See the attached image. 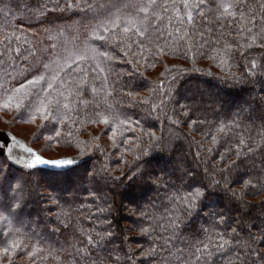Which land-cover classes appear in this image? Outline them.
Instances as JSON below:
<instances>
[{
	"label": "trees",
	"instance_id": "obj_1",
	"mask_svg": "<svg viewBox=\"0 0 264 264\" xmlns=\"http://www.w3.org/2000/svg\"><path fill=\"white\" fill-rule=\"evenodd\" d=\"M91 2L94 5H117L121 16L134 17L138 21H143L145 36L137 37L129 33V39H126L123 45L113 47L109 52L113 57L111 61L101 58L89 59L79 68L66 69L55 81H52L51 77L57 62L63 63L62 57L67 56L74 45L78 48L84 47V40L89 34L84 26H95L100 20H104L108 13L104 9L96 8L94 11L82 12L73 9L39 14L40 5L51 8L54 3H60L63 7V0H3V3H0V8L7 4L10 9H6L7 15L0 12V83L9 89H20L17 95L27 100L34 98L35 93L41 88V85H29L28 81L39 75H45L47 81L52 82L54 86L50 99L69 103L71 109L64 117L66 122L63 125H55V129L61 132V136L55 137L50 142L51 147L46 152L43 151L44 136L49 134L55 136L54 132L46 130L39 139L32 135L29 140L11 129L17 125H24L33 128L35 132L37 125L41 123L39 119L35 123L14 121L13 117L17 115L14 108L7 111L0 108V123L4 125L1 129L9 130L21 137L43 155L61 149L66 151L67 156L79 157L85 145H87V151H93V145L99 143L100 149L94 150L92 163L98 169L101 165L107 166L112 170V175H120L124 171L123 163L117 162L121 154L124 160L129 162L133 160L138 151L135 147L138 143L136 138L142 135V131L154 132L157 136H162L164 141L170 143L174 149L171 153L166 151L162 158L158 157L157 165L168 173V175L158 174L163 175V179L174 187L153 186L151 190H141L136 186L126 187L128 181L125 180L124 184L113 185L109 182L91 186L95 190V195L91 196L88 191L90 186L85 180L83 186L75 187L73 192L64 193L63 199L58 204H52L47 191L41 189L43 197H33L35 202L27 209L30 215L24 217L26 230L30 234L33 230L35 231L33 240L42 241L46 250L45 254L48 249L54 252L59 251L67 247L69 242L83 240L86 243L87 235L96 237L97 232L102 233L105 230L107 226L104 218L107 216L115 236L110 244L104 245L102 242L100 247L94 248L92 252L94 257H107L109 253H118L121 256L119 264H132L125 253H134L136 264H188L187 258L195 247H199L201 242L218 243V233L225 231L224 225L213 227L216 218H210L207 215L211 210L220 211L227 207V215L230 217L227 232L230 233L231 226L241 221L243 228L241 237L246 236L249 230L256 234L261 227H264V209L259 206L246 207L240 204L231 206L217 192L211 200L205 201L207 207L198 206L199 215L193 212L189 217L185 206L170 199L181 183L177 177L186 169L198 172L204 177L206 184L210 183L212 176L211 174L205 176L203 159L201 161L196 159L198 145L195 142L203 144L205 149L210 147L211 137L204 134L210 129L215 132L214 125H218L221 121L231 123L235 120L241 125L240 129L235 130V137L238 138L241 134L246 137L251 132L252 136L258 139L257 132L261 130L262 125L261 117H264V84L241 82L229 86L231 81L223 84L222 80L227 74H239L244 70L245 61L240 58L239 53L223 67L219 59H211L218 49L223 48L225 42L232 43L235 47L233 42L240 44H243L245 40L251 42L252 36L247 32L238 31L239 24L230 28L225 25L224 20L217 21L218 13L214 9L216 0H209L211 8L204 16H201L200 11L196 9H183V0H157L158 6L151 11L148 20H143V14L137 16L135 8L125 7L137 2L147 3V0H91ZM198 2L199 0H189L190 4ZM261 2L264 0H247L249 10ZM79 3L81 7L87 9L88 0H79ZM118 9L113 8L112 13H116ZM176 9H180L179 13ZM255 10L258 22L252 35L259 39L261 29L264 28V20L259 16L260 10L258 8ZM187 11L192 12L193 22L191 23L186 21ZM94 15L95 19H93ZM178 15L184 18L183 22L178 20ZM177 29L181 31L178 33ZM185 32L188 36L184 41L179 40L178 36ZM121 35H123L122 32ZM141 40L145 48L152 47L154 51L159 48L163 52L155 57L145 52L147 61L139 57L141 63L145 65L140 71L144 72L146 79L137 81L144 85L137 90L139 93L137 101L140 97H149V92L161 83L167 87L171 78L177 76L178 70H183L184 87L162 112L149 113L148 106H128L127 100L122 98V93L128 90L123 87L129 80L126 73L132 70V65L127 64L126 61L133 59L131 54L124 55L123 49L131 45L133 51L138 52ZM99 43L94 42L93 46ZM53 45L56 46L55 49ZM249 51L252 56H264V48L254 47ZM44 64H49L50 69H45ZM37 68L40 69L39 72L36 71ZM81 68L86 70V74L81 73ZM42 86L47 88V82H44ZM94 88L95 92H93ZM105 91L112 94L107 102L115 109L127 113L134 112L136 113L134 119L141 121L135 131H124L122 135L118 133L115 148L112 147V141L109 139L112 135L111 128L105 129L103 125L92 123L88 119L95 110H99L98 105L104 103ZM45 94L41 93V95ZM64 97H67V100H64ZM149 98L152 99V97ZM154 99L158 103L160 97L157 96ZM176 100L190 104L194 109L199 108V111L193 112L192 119L206 117L210 123H198L195 130L188 128L190 120L181 123L179 129L171 125L164 113H170L173 107H178L175 104ZM221 103L224 105L223 108H220ZM217 108H220L219 114L215 111ZM101 129L104 131L102 132ZM98 136L100 139L97 140ZM39 141L44 142L41 147L36 148L34 144ZM128 148H131V151H127ZM220 151L224 149L221 148ZM211 155H214L216 160L219 159L218 152ZM204 156L207 157L208 154L204 153ZM215 163L216 161L212 160L210 166H214ZM252 163V161H245L248 166ZM255 165L257 168L261 167L259 157L255 158ZM173 169L177 170L173 173ZM53 195L59 196L60 193H53ZM258 199V197H246L249 205H256ZM109 206H111L110 214L100 211V209H108ZM129 209H134L137 213L141 211L148 213V219L144 221L143 226L151 225L150 235L138 234L139 228L132 223L136 216L130 215ZM173 221L182 222L181 230H174ZM66 224L69 227H65ZM129 226L133 231H125ZM81 232L85 235H81ZM125 236L131 239L125 242ZM149 248L156 249L155 255L141 257L142 250ZM210 250L213 255L209 258L208 264H238L236 260L238 249L230 247L221 252L210 245ZM61 255L63 256V253ZM65 260L70 264V257H65ZM16 264H24V258L17 259ZM37 264H56V262L38 260Z\"/></svg>",
	"mask_w": 264,
	"mask_h": 264
},
{
	"label": "snow or ice",
	"instance_id": "obj_2",
	"mask_svg": "<svg viewBox=\"0 0 264 264\" xmlns=\"http://www.w3.org/2000/svg\"><path fill=\"white\" fill-rule=\"evenodd\" d=\"M3 3V0H0ZM157 0H147V3L137 2L135 4L125 5V7H133L136 10V15L143 14V20H148L151 11L157 7ZM175 8V5H173ZM183 9H196L200 11L201 16L207 14L211 5L209 0H199L197 4H190L189 0H183ZM96 8L104 9L106 13L104 20H100L95 26L85 25L89 34L86 35L84 40V47L78 48L75 45L67 56H63V63L57 62L56 68L53 69L52 81L60 78V74L65 72L66 69L73 67H80L85 64L89 59L101 58L103 60L111 61L113 57L109 54L113 47L123 45L126 39H129L128 34L132 33L137 37H144L146 30L144 29L143 21H138L136 18H126L119 14L117 5H94L91 0H88L87 9L81 7L79 0H63V7L60 3H54L51 8L47 5L39 6V14L52 13L57 10L60 12L70 11L77 9L79 11H94ZM117 8L116 13H112V9ZM264 20V2L255 5L252 10H249L247 0H216L214 4L215 12L218 13L217 21L224 20L225 25L233 27L239 24L238 31L247 32L252 36L251 42L245 40L243 44L225 42L222 49H218L215 56L211 59H219L221 67L226 66L236 54L239 53L241 59L245 61L244 70L239 74L229 73L222 80L223 84L229 86L245 83H262L264 84V56H252L250 51L255 48H264V28L261 29L259 39L252 35L257 24V12ZM8 5L5 4L0 8V12L7 15ZM179 13L180 9H176ZM96 16H93L95 19ZM178 20L183 22L184 18L179 17ZM106 21V22H105ZM186 21L193 22V15L191 11L186 13ZM229 21L231 23H229ZM43 22V21H41ZM51 23V22H50ZM181 30L177 29L179 33ZM121 32L123 35H121ZM171 35V33H170ZM188 33L179 35L178 39L185 40ZM100 42L99 45L93 46L94 42ZM55 49V45L52 46ZM138 47L140 51H133L132 46H126L124 55L131 54L133 59L126 61L127 64L132 65V70L127 72L126 75L129 80L123 85L128 89L122 93V98L126 99L128 106H148V112H162L167 104L171 102L179 90L184 87L182 82L183 70H178L177 76H173L168 82L167 87L161 83L158 87L153 88L149 92V97H140L137 101L138 89L144 85L137 83L138 80L146 79L144 72L140 71L145 65L141 63L142 57L145 61L148 57L144 55L148 52L150 56L155 57L163 52L162 49L157 48L155 51L152 47L145 48L143 40L140 41ZM191 49H189L190 51ZM19 51V50H17ZM67 51V50H66ZM167 55V53H163ZM59 55V54H58ZM186 55V54H185ZM71 61V63H68ZM99 66V65H97ZM154 66V65H153ZM49 64H44L45 69H50ZM39 68L36 69L39 72ZM82 74H86V70L80 69ZM166 71H170L166 69ZM47 82V88L42 85ZM29 85H41L39 91L35 93L34 98L27 100L20 98L17 93L20 89H9L0 83V108L5 111L15 109L17 115L13 117L14 121L19 120L24 123H35L37 119L41 121L37 125V129L32 135L39 139L44 131L54 132L55 136L49 134L45 135V147L43 151H47L51 147L50 142L55 137H60L61 132L55 129L56 124L63 125L66 121L65 116L68 115L70 109L69 103H61L59 99H50L51 90H53V83L47 81L45 75H39L32 80L28 81ZM24 87V85H21ZM96 89H93L95 92ZM41 93H46L41 95ZM60 95H63L60 93ZM111 93L105 91V101L103 104L98 105L99 110H95L88 118L92 123H98L104 126L105 129L111 128L112 135L109 139L112 141V147L117 145L118 133L123 134L124 131H135L140 126L141 121L134 119L136 113H127L119 111L109 104L108 98ZM160 97L159 102H155V97ZM67 100V97H64ZM216 103V101H213ZM178 107H173L170 113L165 112L164 116L171 125H175L179 129L181 123H186L188 120V128L195 130V126L199 124L210 123L207 118L192 119L194 111H199V108H193L192 105L180 103L179 100L175 101ZM223 103L220 108H223ZM220 108L215 111L217 114ZM262 125L261 130L257 132L258 139L253 137L251 132L245 137L243 134L235 137V130L240 129L241 125L235 120L231 123L221 121L218 125H214L215 132L211 129L205 133V136L211 137V146L204 148L200 142H195L198 147L196 151L197 161H204V174L205 176L211 174L212 179L210 183L204 182L198 172L186 169L177 179L181 182L180 186L176 188L170 199L178 201L188 210V216L191 217L193 212L199 215L198 206L203 205L207 207L205 201L211 200L213 195L219 192L231 206L237 204L243 206H259L264 209V117H261ZM52 125V128L48 126ZM103 132L104 129H101ZM146 138V139H145ZM100 139V137H96ZM138 143L135 147L138 149L131 162L124 160L121 154L117 162H122L124 171L120 175H112V170L105 165H101L98 169L94 163V150L100 149V144L93 145V151H87V145L81 150L79 157L72 158H49L42 154V152L33 151L31 148L25 149L28 156L17 154L14 151V145L19 143L15 137L4 140L0 143V264H16L17 259L23 257L24 264H37V261L52 260L56 264H69L66 262L65 257H70V264H119L121 256L118 253H109L107 257H94L92 255L93 249L100 247L102 242L104 245L110 244L115 233L111 230V221L105 216L104 221L107 226L105 230L93 235L86 236V243L83 240H77L75 243H68V246L61 248L59 251L51 249L46 250L42 245L41 240H33L35 231L30 234L26 230V222L24 217L30 215L27 209L30 204L34 203V196L43 197L40 191L44 189L47 191L48 198L51 199L52 204H58L63 199V194L73 192V189L78 186H83L87 180L90 188L88 189L91 196L95 195V190L91 186H99L101 183L113 185L124 184L125 180L128 181L126 187L136 186L141 190H151L153 186L156 188H171L173 184H169L163 179V175H168L164 168H159L158 157L162 158L163 154L167 151L171 153L174 151L170 143H166L162 136H157L154 132L142 131V135L136 138ZM11 141V142H10ZM223 148L224 151H220ZM131 151V148L126 149ZM214 152L219 153V159L216 160ZM204 153L208 156L205 157ZM234 157V158H233ZM261 159V167L257 168L255 165V158ZM215 160L214 166L211 161ZM245 161H252V165L248 166ZM177 169H173V173ZM53 193H60L59 196H54ZM74 194V193H73ZM258 197L256 205H249L246 197ZM132 203V202H129ZM138 208L139 205L137 204ZM51 211V209H47ZM101 212L111 213V206L108 209H100ZM227 207L224 210L216 211L211 210L207 215L215 217L216 225H224L225 231L218 233L219 242L213 244L209 241L208 244L201 242L199 247L190 253L187 258L188 264H208L209 258L213 255L210 250V245L217 251H225L230 247L238 249L236 260L238 264H264V227H261L256 234L251 230L247 235L241 237L240 233L243 231L242 222L237 221L235 226H231V232H227L228 221L230 217L227 215ZM129 214L136 216L132 221L139 228V235H150L152 228L143 226V223L148 219V213L141 211L137 213L134 209H129ZM67 215V213H65ZM69 227V225H65ZM172 227L174 230H181L182 222L173 221ZM187 227V225H185ZM255 227V225H253ZM127 232L133 231L129 226L125 229ZM207 231V229H205ZM81 235H85L81 232ZM228 237V238H225ZM131 239L125 236V242ZM63 253V256L61 255ZM156 253L155 248L142 250L141 257H152ZM128 260L132 264H136L134 253H125Z\"/></svg>",
	"mask_w": 264,
	"mask_h": 264
},
{
	"label": "rangeland",
	"instance_id": "obj_3",
	"mask_svg": "<svg viewBox=\"0 0 264 264\" xmlns=\"http://www.w3.org/2000/svg\"><path fill=\"white\" fill-rule=\"evenodd\" d=\"M0 128H4V125L0 123ZM16 134H19L21 136H24L30 140L32 133H33V128L27 127V126H22V125H17L11 128ZM44 141H39L34 144L36 148L41 147L42 143ZM37 150V149H36ZM55 150V149H54ZM70 154V153H68ZM46 157L49 158H58V157H64L67 156L66 151L61 150V149H56L54 152H47L44 154Z\"/></svg>",
	"mask_w": 264,
	"mask_h": 264
},
{
	"label": "water",
	"instance_id": "obj_4",
	"mask_svg": "<svg viewBox=\"0 0 264 264\" xmlns=\"http://www.w3.org/2000/svg\"><path fill=\"white\" fill-rule=\"evenodd\" d=\"M10 137H15L19 143L14 145V151L17 154L24 155L25 157L28 156V153L25 151L27 148H31L33 151H37L34 147L30 146L24 139L21 137L15 135L9 130L1 129L0 128V143H3L4 140L10 139ZM11 142V141H10ZM38 152V151H37ZM58 158H72V156H64V157H58Z\"/></svg>",
	"mask_w": 264,
	"mask_h": 264
}]
</instances>
